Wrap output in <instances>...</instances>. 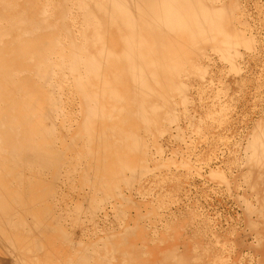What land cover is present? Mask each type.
I'll use <instances>...</instances> for the list:
<instances>
[{"label":"bare ground","instance_id":"obj_1","mask_svg":"<svg viewBox=\"0 0 264 264\" xmlns=\"http://www.w3.org/2000/svg\"><path fill=\"white\" fill-rule=\"evenodd\" d=\"M216 3L219 0H0V264H140L135 248L138 223L144 217L135 214L131 224L125 215L123 226L118 219L129 208L131 185L148 172L144 164L149 146L145 147L144 137L152 128L171 122L175 94L181 104L187 100L181 96L185 88L181 77L191 65L195 47L213 43V50L228 52L241 44L250 46L225 28L227 6ZM263 129L256 131L249 145L262 162ZM189 134L186 138L191 139ZM109 214L119 215L117 223ZM161 256L151 257V262L144 258L141 264H185L186 260V254Z\"/></svg>","mask_w":264,"mask_h":264},{"label":"rangeland","instance_id":"obj_2","mask_svg":"<svg viewBox=\"0 0 264 264\" xmlns=\"http://www.w3.org/2000/svg\"><path fill=\"white\" fill-rule=\"evenodd\" d=\"M220 1H221V3H220ZM247 2H248V0H246V1H244V0H223V1L219 0L220 4L219 3H216V4L222 5V3H224V6L225 7L227 6V8H226L227 10L225 12L226 14L224 15V17H226L227 19H223L224 21H227L225 28L227 26V30L232 31V33L236 37L238 36V38L242 39V41H244V42L249 41L246 43H248V44L250 43L249 44L250 46L248 47V45L245 46L246 44L245 45L241 44V45H239V48L235 47V48L229 50L231 53L229 51L224 52L221 49L219 51H217L218 49H216V51H217V53H216V51L213 50V49H215L213 43L212 44H210V43L206 44L203 47H201V46L195 47L193 49L192 53H190L191 65L187 66L186 74L184 73V75L181 77V83H182L181 85L183 86V88L185 85L184 93H182L181 96L182 97L184 96L185 99H187L189 101L185 100V102H184L185 104L184 103L181 104L180 103V97H177V95L175 94L173 97V102H174V106L177 108L174 107V113H173L174 115H172L173 118H171V122H169V124L165 123L163 125V127L160 125V126H157L156 128H152V130H149V133L147 134L148 137L147 136L144 137L143 141H144L145 147L148 148V146H149V148L147 149L148 151L146 150V162L144 164V166H146V165L148 166V167L146 166L147 168L145 167L146 169H148V172H147V174H144L142 179L141 178L138 179V181H135L131 185L130 190H129L130 200H131L129 208H127V209L124 208V212L126 214L125 213H124V215H123V213L120 214V215H123L124 217L119 218L118 217L119 215H117V217H116L115 214H112L115 216V218H114V216H113V218L111 217L112 220H114V221L116 220V218H119L118 224H120V226L121 225L123 226V224L126 220V219H124L126 217L125 215H127V218H129L131 224H132V221H133L135 214H138V215L144 217V219H142L140 221V223H138L140 234H139V240L137 243L138 245L135 248L136 249L135 252L139 253L140 257H138L137 263L141 264V263H143V260H145V259L148 262H151L152 258H155V257L157 259H161L162 253H164V254L168 253L170 258L172 256L173 257H179L181 255L183 256V254H186V256L184 257L186 259L185 264H251V263L252 264H264V171H263L264 170L263 169L264 162H262L261 160H257V158H255L256 155L253 154L252 150L249 148V145L254 140V139L252 140V138L254 137L256 131L258 129L264 128V101H262V100H264V79H263L264 78V41H263L264 40V0H249V2L248 3ZM242 5L244 7H242ZM248 6H249V8H248ZM250 6H252V7H250ZM247 9H248V11H247ZM249 15L250 16L254 15L251 17H252V19L254 18L253 20H255V21L250 19L251 17ZM255 22H257V24ZM256 25H257V27H256ZM247 29H248V31H246ZM260 34H261V36H260ZM262 37H263V39H262ZM251 39H252V41H251ZM249 48H251V49H249ZM212 50H213V52H210ZM243 50H244V52H242ZM232 51H234V52H232ZM255 52L257 54H255ZM227 53L228 54L230 53L229 55H232V56H229ZM215 54H217V55H215ZM226 55L228 56V58ZM234 55L236 58H234ZM210 56L213 57V59H214V60L212 59L213 61L211 60ZM209 57H210V59H208ZM223 57L225 58V60H223L224 59ZM202 58H204V60ZM198 59H200V60H198ZM215 59H216V61H215ZM207 60H209V62ZM226 60L228 63L224 62ZM261 60H262V62H261ZM198 61H200V62H198ZM222 62H224V63H222ZM229 63L230 64L232 63L233 65L232 64L230 65ZM237 63H239V64H237ZM213 65H214V67H213ZM224 65H226V66H224ZM228 65H229V67H228ZM211 66H212V68H211ZM215 66L217 67V70H216ZM230 66H231V68H230ZM213 68H214V70H213ZM197 70H198V73H196ZM220 70L223 71V73L219 72ZM228 70L229 71L232 70L233 73L229 74V73H231V71L229 72ZM238 70L240 71V73ZM203 71H206L205 72L206 76H204ZM236 71L239 75H236ZM216 72H217V75H216ZM218 72H219V76H218ZM240 74L243 76H241ZM256 75H258V76H256ZM202 78H204V80ZM193 81H195V82H193ZM209 81H211V82H209ZM209 84H211V86ZM191 88H192V90H191ZM228 89H230V90H228ZM192 91H195V92H192ZM226 91H227V93H226ZM181 105H182V107H181ZM188 107H190V108L188 109ZM211 109L213 110V112ZM219 110H221V112ZM175 115H177V116H175ZM196 115H198V116H196ZM208 115H210V116H208ZM217 115H218V117H217ZM221 115H222V117H221ZM192 117H193V120H192ZM175 118H176L177 122L175 121ZM172 119H174V120H172ZM230 119H232V120H230ZM200 123H202V124H200ZM176 126L179 128V130ZM254 127L256 128V130ZM197 128L198 129L201 128V129H199V131H198ZM253 128H254V131H253ZM216 129H218V130H216ZM175 130L177 132H175ZM226 130H227V132H224ZM188 131H190L189 132L190 134L188 133ZM196 131H198V133H200V134H198ZM241 131H243L244 133L243 132L241 133ZM172 132H174L176 135L172 134ZM182 132H184V133H182ZM238 132H239V134H238ZM163 133H165L166 135H164ZM188 134L190 135V137L192 136L191 139L196 138L194 140L195 145H193V143H192L193 140H191L189 138V136H187V138H186V135H188ZM219 134H220V136H219ZM239 135H241V136H239ZM248 135H249V137H248ZM231 136H233V137H231ZM229 137H230V139H229ZM169 138H170V141H172L171 143L169 141ZM215 138H217V139H215ZM186 139H189V140H186ZM237 139L240 141H238ZM157 140H159V141H157ZM223 140H225V142H223ZM206 141H207V143H206ZM219 141H220V143H218ZM235 141H237L238 143ZM150 142H151V144H150ZM228 142H230V143H228ZM169 143H170V145H169ZM234 143H235V146H237V147L234 146ZM245 143H246V145H245ZM228 144H230L231 146H234L233 150H232V147ZM200 145H201V147H200ZM167 147H168V149H167ZM190 147L192 150L189 149ZM198 147H199V149H198ZM161 149H164V150H161ZM222 149H223V151L225 150V152H223ZM200 150H201V152H200ZM231 150H232V152H231L232 155H231V153H229ZM153 151H156L155 155H154V153H152ZM197 151H198V153H197ZM218 151L219 152L222 151V153H224V155H225V156L223 155L225 158L221 155L222 153H219ZM159 152H160V154H159ZM196 153L198 155L199 154L200 155L198 156ZM168 154L171 156L172 159L170 158V156ZM245 154H246V156H245ZM163 155H165V156H163ZM218 155L220 158H218ZM240 155L242 156V158ZM189 156L191 158H193L192 161L189 160V158H190ZM147 157H148V159H147ZM184 157L187 158L188 160L186 161V159ZM179 158H180V160H179ZM240 158L242 159V161ZM250 158H253V160ZM156 159H157V161H156ZM214 159H216V160H214ZM211 161H212V164L210 163ZM230 161H231V163H230ZM193 162H194V164H193ZM203 163H204V165H203ZM256 163H258V164H256ZM149 164H151V165H149ZM159 164H162V165L160 166ZM221 164H223L224 166L223 165L221 166ZM215 165H216L217 169L215 168ZM159 166H160V168L158 169ZM196 166L197 167L200 166V167L196 168ZM205 166H207V167H205ZM244 166H245V168H244ZM248 166H249V168H248ZM220 167H222V168L220 169ZM212 168L215 170H213ZM238 168H239V171H238ZM259 168H260V170H259ZM151 169H153L152 172H151ZM174 169L175 170L177 169L178 171L177 170L175 171ZM248 169H250V170H248ZM187 170H189V171H187ZM190 170H192L193 173H191L192 171H190ZM222 171H225V172H222ZM247 171L249 172V174ZM189 172H190V174H189ZM216 173H218V174H216ZM219 173L222 174V175L221 174L220 175L223 178L219 175ZM261 173H263V174L261 175ZM210 174H211V176H209ZM148 175H149V177H147ZM166 175L167 176L169 175L168 178H166L167 177ZM190 175H192L193 177ZM156 176H159V177L156 178ZM241 176H243L242 177V178H244L243 180H242ZM247 176L251 180L246 178ZM200 178H204V179H200ZM257 178H259V179H257ZM139 180L140 181L143 180V181L140 182ZM192 180H193V183H192ZM170 181H171V183H170ZM243 181L245 182L246 185L244 184ZM195 182H196V184H195ZM205 182H206V184H205ZM242 182H243V185H242ZM150 183H151V185H150ZM153 183H154V185H152ZM226 183L228 184V186L226 185ZM157 184H158V187H157ZM190 184L192 185V187L190 186ZM211 184H212V186H214V189L212 188ZM143 185H144V187H142ZM210 186H211V188H210ZM197 187H198V189H197ZM250 187L252 188V190ZM152 188H154V189H152ZM188 188H190V189H188ZM193 188H195L196 190ZM219 188L222 191H220ZM131 190H132V192H131ZM184 190H186V191H184ZM158 191H160V193ZM193 191L195 194L192 193ZM133 192H137V193H133ZM155 192H157V194ZM216 192H218V193H216ZM141 193H143V194H141ZM146 193L148 195H146ZM179 193H181V194L179 195ZM189 193H191V194H189ZM225 193L227 195H225ZM132 194H134V195H132ZM136 194H138V196ZM165 194H167V195H165ZM217 194H218V196H217ZM230 194H231V196H229ZM139 195L142 198L143 197H145V198L142 199L140 197L141 198L140 199ZM151 195H152V197H150ZM222 195H224V196H222ZM134 196L137 197V199H135ZM171 196H173V197H171ZM179 196H180V198H179ZM191 196H192V198L190 199L189 197H191ZM238 196L240 197V199L238 198ZM252 196H253V198H252ZM161 197H163V198H161ZM185 197H186V199H184ZM223 197L224 198L226 197V198L224 199ZM152 198L154 201L152 200ZM194 198L196 201L198 200L199 203H198V201L196 202L195 200H192ZM179 200H182L183 202L182 201L180 202ZM242 200L245 201V202L243 201L244 204H243V202L240 203ZM150 201L151 202L153 201V202L150 203ZM131 202L133 203V205ZM174 202H176L175 206L172 205V204H174ZM187 202H189V203H187ZM164 203H167V204H164ZM239 203L241 206H239ZM251 206H252V208H251ZM100 207L104 208V206L102 207V205ZM156 207H157V209H156ZM199 207H200V209L203 207V209H201L203 211L198 209ZM246 207H248V208H246ZM158 208H160V209L163 208V209L157 211ZM170 208H172V209H170ZM246 209H248V210H246ZM172 210H173V212H172ZM161 211L163 213H161ZM164 211H165V213H164ZM179 211H180V213H179ZM246 211L248 212V214L246 213ZM200 213L204 214V215H201ZM109 215H111V214H109ZM206 216L208 218L209 217L210 218L208 219V218H206ZM238 216H239V218H238ZM201 217L203 219H201ZM206 219H208V220L206 221ZM196 220L199 222L197 223ZM210 220L212 222H210ZM238 220L239 221L241 220V221L239 222ZM160 221L161 222L163 221V222L160 223ZM247 221H249L251 223L250 224L251 226L249 225V222H247ZM115 222L117 223V221H115ZM234 222H235V224H234ZM121 223H123V224H121ZM146 223H148L149 226ZM129 225L130 224L128 223V226ZM193 225H195V226H193ZM238 225H239V227H238ZM246 225L247 226L249 225V226L247 227ZM112 226H114V225L111 224L110 228H112ZM132 226L134 227L135 223ZM187 226H188V228H187ZM235 226L238 227V229ZM129 227H131V225ZM136 227H137V225L135 226V229H136ZM153 227H155V228L157 227L159 229L156 228L154 230ZM191 227H193L192 230H191ZM233 227H235V228H233ZM252 227H254V228H252ZM151 228H152L153 232H151L152 231ZM245 228H246V230H245ZM135 229L133 230V235L136 231ZM202 229H204V230H202ZM247 229H250V230H247ZM217 231H218V233H217ZM227 231H228V233H226ZM114 233H116V232H114ZM153 233H156V234H153ZM116 236H119V235L117 234ZM130 237H131V235H130ZM219 237H221V238H219ZM212 238H213V240H211ZM254 240H255V242H253ZM208 241H209V243H207ZM253 243H255V244H253ZM225 246H227V247H225ZM221 248L224 250H222ZM232 249H233V251H232ZM230 252H232V253H230ZM243 252L245 254L246 253L247 254L245 255ZM141 254H144V255L146 254L145 256L143 255V257L145 259L141 257ZM242 254H243V257H242ZM248 254L250 255V257Z\"/></svg>","mask_w":264,"mask_h":264}]
</instances>
